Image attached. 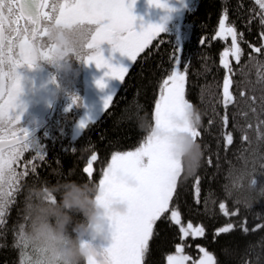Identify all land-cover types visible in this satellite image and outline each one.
Returning <instances> with one entry per match:
<instances>
[{
    "label": "trees",
    "instance_id": "trees-1",
    "mask_svg": "<svg viewBox=\"0 0 264 264\" xmlns=\"http://www.w3.org/2000/svg\"><path fill=\"white\" fill-rule=\"evenodd\" d=\"M253 7L258 10L254 0H198L196 6L184 15L189 37L182 44L174 31L155 38L133 62L111 105L78 137H72L78 111L72 117V125L69 122L65 127L64 117L60 118L56 131L52 124H47L48 136L44 143L49 149L48 156L38 171L28 177L25 187L39 178L55 181L58 172H62L66 178L98 183L113 151L138 146L147 134V123L152 119L159 82L174 66L170 57L178 45L181 46L180 65L187 73V99L203 113L198 139L205 154L197 174L186 179L183 176L178 178V196L174 195L182 222L191 221L205 228L204 235L200 237L184 238V252L192 260L198 259L200 250L196 245L199 244L213 252L217 264H264V198L251 206L235 204L233 198L226 196L224 189L226 170L242 151L256 149L257 154L264 153V114L256 118L251 109L255 107L259 113V106L250 99L264 92V57L254 50L252 55L257 57L256 60L250 61L243 54L240 61L230 56L233 71L229 73L232 80L229 90L232 99L226 107L223 104L226 70L220 64V53L225 47H230L231 42L228 36L215 35L219 19L227 9L226 24L234 23L238 33L248 36L250 45L260 41L258 18L248 19ZM239 37L237 42L240 41ZM75 61L80 64L82 59L74 60L73 68L77 66ZM61 108L59 105L56 118L62 113ZM226 112L229 120L225 125L222 117ZM228 132L233 135L230 143L226 141ZM50 136L56 138L57 146L51 145L53 140ZM245 136L248 138L245 139ZM93 151L97 154V160L93 161V174L89 177L83 172V166ZM262 164L264 160L260 159L256 167L260 169ZM258 179L264 181V175ZM197 185L200 188L198 198L195 193ZM24 196L25 191L19 196L17 208L1 233L0 264H19L20 250L14 246V241L18 226L23 221ZM220 202H224L234 214L225 215L219 208ZM226 223H233V229L219 233L215 231ZM241 223H244L247 231L239 227ZM180 242L179 226L162 217L154 226L145 264H167L166 255L175 251V244Z\"/></svg>",
    "mask_w": 264,
    "mask_h": 264
},
{
    "label": "snow or ice",
    "instance_id": "snow-or-ice-1",
    "mask_svg": "<svg viewBox=\"0 0 264 264\" xmlns=\"http://www.w3.org/2000/svg\"><path fill=\"white\" fill-rule=\"evenodd\" d=\"M254 2L258 10L253 7L248 19L258 18L261 40L252 43L250 47L260 57H264V0ZM150 3L162 8L169 7L167 0H150ZM132 7L133 4L127 0H52L51 3L50 0H0V142L5 138L8 141L7 145L0 143V181L7 182L10 189L18 188L21 178L28 174L27 169L18 173L14 167L25 150L35 151L32 160H36L37 157L43 160L46 155L44 145L39 143L32 130L27 126L17 125L23 116V107L19 100L23 91L22 75L17 69L21 65L35 66L32 49L35 41L44 38L46 21L55 17L58 21L66 23H86L93 26L92 38L87 46L89 50L80 59L86 63L95 62L98 68L106 67V76L118 77L123 81L138 53L144 50L153 37L165 31L164 26L158 23L141 25L137 30ZM227 19L228 13L225 9L215 33L217 37L231 36L230 47H225L220 53V64L226 70L223 78V104L226 107L232 99L229 90L232 80L229 73L233 69L229 56L240 61L243 54L241 45L237 42L238 36H242V33H238L234 23L226 24ZM104 41L111 43L113 51L118 49L126 54L130 58V63L127 65L111 63L100 47ZM180 52L181 48L177 45L170 57L174 61V66L159 82L152 119L147 123L146 136L136 147L113 151L107 166L102 169L98 181L100 188L98 199L105 200L109 194H120L127 199L129 206L126 213L109 217L111 243L103 246L99 257H90L89 264H145L146 255L149 253V241L154 235V226L162 217L179 226L181 240L175 244V251L166 255L167 264H188L189 261L191 264H217L213 252L199 244L196 245L201 253L198 259L192 260L184 252L186 243L184 237L202 236L205 228L201 224L194 225L191 221L186 224L182 222L181 211L174 202V195L178 196L180 164L172 151L170 136L161 135L157 131L162 129L165 132H174L183 129L192 132L196 138L201 134L200 127L192 128L187 119V111L193 104L185 97L186 70L182 71L179 67ZM248 57L250 61L257 59L252 52L248 53ZM96 83L101 88L105 86L103 78L98 79ZM114 94L115 92L110 93L104 98V109L108 107ZM250 99L259 106V113L255 107L251 109L258 119L259 114H264V92H261L259 97L253 95ZM79 100V97L73 96V103ZM93 119L91 116L82 119L80 127L84 129L87 121ZM228 120L226 112L222 121L226 125ZM247 138L245 136V139ZM232 140V133H226V141L230 143ZM5 146L8 148L7 152L3 150ZM252 152L254 164L264 159V153L257 154L256 149ZM96 160L97 154L93 151L83 166V172L89 177L93 174V161ZM27 163L31 164L30 170L35 174L37 164L31 161ZM125 174L135 177L134 186L122 182L121 177ZM199 192L200 188L197 185L195 187L197 198ZM10 203L11 200L5 193L3 198H0V224L4 223L3 218ZM234 203L239 204L235 200ZM219 208L225 215L234 214L224 202H220ZM235 211L238 212L239 209ZM233 227V223H226L215 231L224 232ZM239 227L247 231L244 223ZM19 237L20 224L14 246L20 250L19 264H23L26 250L20 244Z\"/></svg>",
    "mask_w": 264,
    "mask_h": 264
},
{
    "label": "clouds",
    "instance_id": "clouds-1",
    "mask_svg": "<svg viewBox=\"0 0 264 264\" xmlns=\"http://www.w3.org/2000/svg\"><path fill=\"white\" fill-rule=\"evenodd\" d=\"M45 27L44 38L33 45L34 65L45 61L59 72H70L73 61L89 50L93 26L54 17ZM187 119L192 128H199L203 113L192 105ZM157 131L171 138L172 151L180 164L179 177L197 174L205 157L200 140L183 129ZM252 156L253 152L245 149L226 170V194L245 206L264 198V181L258 179L264 175V164L258 169ZM57 176L55 181L39 178L26 186L19 237L26 250L23 264H89V258L99 257L104 241L109 239V217L128 210V201L120 194L98 199L100 188L94 181L66 178L62 172ZM121 180L128 186L136 184L130 174Z\"/></svg>",
    "mask_w": 264,
    "mask_h": 264
},
{
    "label": "rangeland",
    "instance_id": "rangeland-1",
    "mask_svg": "<svg viewBox=\"0 0 264 264\" xmlns=\"http://www.w3.org/2000/svg\"><path fill=\"white\" fill-rule=\"evenodd\" d=\"M127 2L133 4L132 12L136 16L135 27L137 28V30H139L141 25L147 26L149 23H158L164 26L165 31L153 37L152 41L144 48V50L153 42L155 38H157L162 33H166L169 31L176 32L181 44L182 41L186 40L189 37V27L188 24H185L183 16L188 10L196 6L198 0H167L169 4L168 8L159 7L153 3H150V0H134V2L133 0H127ZM100 47L103 49L105 57L108 58L111 63L124 65L130 63V58L126 54L122 53L118 49L113 51L110 42L104 41L102 42ZM142 52L138 53L137 57ZM82 62L83 64L80 65L78 61H75V65H77L76 68H72V70L67 73L59 72L54 66L45 62L48 65V68L53 71L56 78L59 79H57L59 86L64 88L63 92H60V99L55 98V104L62 106V108L60 109L62 113L59 115V118H56V121L52 125V128H54V130H57L58 122L60 121L61 117L65 118V127L69 122V125H72V117L78 111L79 115L77 118V123L74 127V131H72V136L74 138H76L84 129H86V127H88L92 122L97 120L104 113V111L111 105L116 92L122 84V81L118 77L105 75V72L107 71L106 67L98 68L95 62L86 63L84 60H82ZM133 62L134 61L131 62L130 67L132 66ZM179 67L183 71L181 65H179ZM20 73L22 75L23 84V91L21 92L19 97V100L22 103L23 107L22 117H24L28 113L35 112L37 114L40 113L39 117L43 118V113L47 109L48 105L51 104L55 94L54 92H50L51 89L48 85V83L52 81L51 76L39 69L31 72V74H26L25 71ZM101 78H103L105 81V86L103 88H101L96 83V81ZM186 84L187 73L185 78V97L187 99ZM43 92L47 93L48 96L51 95L47 101L39 100L37 98ZM113 92H115V94L113 95L112 100L109 102L108 107L104 109V98ZM73 96L79 97V102L73 103ZM70 105L71 107H69ZM68 116H70L69 119ZM89 116L93 117L94 119L87 121L86 127L82 129L80 127V121ZM36 122L34 123L36 124ZM61 125H64V123H61ZM45 136H48V132ZM51 145H54V143H51ZM26 179L23 178L24 182L20 180V183L27 184ZM188 237L193 236L189 235ZM110 243L111 234H109V239L104 241V245L107 246ZM200 254L201 253H199V255ZM188 264H190V261L188 262Z\"/></svg>",
    "mask_w": 264,
    "mask_h": 264
},
{
    "label": "flooded vegetation",
    "instance_id": "flooded-vegetation-1",
    "mask_svg": "<svg viewBox=\"0 0 264 264\" xmlns=\"http://www.w3.org/2000/svg\"><path fill=\"white\" fill-rule=\"evenodd\" d=\"M52 2V0H50V3ZM248 36L245 35V33L242 34V36L239 37L240 41L238 42L241 45L242 50L244 51L243 55L244 56H248L249 52H253V49L250 47V43H249V39H247ZM230 39V38H229ZM245 39V41L243 40ZM261 40V37H260ZM231 42V39H230ZM231 56V55H230ZM229 56L230 59V64H231V58ZM44 61H41L39 66H34V67H29L28 65H21L18 67V71L19 72H23L25 71L26 74H31V72L35 71V70H41V71H45V69H49L48 65ZM50 70V69H49ZM45 73V72H44ZM48 75L51 76V80L48 85L49 88L51 89V93L52 92H57V86L55 85V81L53 76L54 73L49 72L47 73ZM53 75V76H52ZM53 82V83H52ZM54 90V91H53ZM51 95H47V93L43 92L40 94L39 97H37L39 100H45L47 101L49 99ZM54 101H55V96L53 97V100L51 102V104L48 105V111L46 112V114L44 115V117L42 118H38V114L33 112V113H28L26 114L24 117H22L21 121L17 122V125L20 127H24L27 126L29 127L30 130L34 131L35 129L41 127L39 129V132L36 134V138L39 141V143L42 144V140H43V135H46V128L43 129V126L46 124L47 121H51L52 125L55 123L56 121V110L55 105H54ZM37 117V118H36ZM40 121V122H36ZM36 122V124L34 123ZM54 130V128H53ZM56 131V130H55ZM50 138L53 140L54 145L53 146H57L56 144V138L50 136ZM5 140H7V138H5ZM53 148V147H52ZM5 152L8 151V149H3ZM46 151V155L45 158L43 160H41L39 157H37L36 160H32L31 158L35 155V151L33 149H27L25 150V152L23 153V155L19 158V162L14 164V167L16 168V171L19 172H24L26 169L28 170V174L24 177L21 178V181L24 182L23 178L26 180H29L28 177H30L31 175H33L34 173L31 172V164L27 163L28 161H31V163H35L37 164V169L36 171H38L39 167L41 166V164L45 161V159L48 156V151L49 149L45 148ZM25 180V181H26ZM27 182V181H26ZM25 184L24 183H20V186L18 188L13 187V188H9L7 182L5 181H0V198H3L4 194L6 193L8 195V198L11 200V203L8 205V211L5 213L4 216V223L0 224V234L3 232V229L5 230L7 225L9 224V221L11 219L12 213L13 211L17 208L18 205V199L19 196L24 193L25 191Z\"/></svg>",
    "mask_w": 264,
    "mask_h": 264
},
{
    "label": "water",
    "instance_id": "water-1",
    "mask_svg": "<svg viewBox=\"0 0 264 264\" xmlns=\"http://www.w3.org/2000/svg\"><path fill=\"white\" fill-rule=\"evenodd\" d=\"M38 130L39 129H36V130L32 131L33 134L35 135L38 132ZM7 142H8L7 140H4L3 142H0V143H3L4 145H7ZM3 149H8V148L5 146Z\"/></svg>",
    "mask_w": 264,
    "mask_h": 264
},
{
    "label": "bare ground",
    "instance_id": "bare-ground-1",
    "mask_svg": "<svg viewBox=\"0 0 264 264\" xmlns=\"http://www.w3.org/2000/svg\"><path fill=\"white\" fill-rule=\"evenodd\" d=\"M183 42H184V41H183ZM183 42H182V43H183Z\"/></svg>",
    "mask_w": 264,
    "mask_h": 264
}]
</instances>
